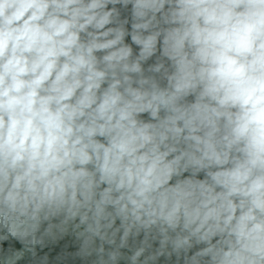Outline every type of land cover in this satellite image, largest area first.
Returning <instances> with one entry per match:
<instances>
[{
	"label": "clouds",
	"instance_id": "1",
	"mask_svg": "<svg viewBox=\"0 0 264 264\" xmlns=\"http://www.w3.org/2000/svg\"><path fill=\"white\" fill-rule=\"evenodd\" d=\"M0 264H264V0H0Z\"/></svg>",
	"mask_w": 264,
	"mask_h": 264
}]
</instances>
